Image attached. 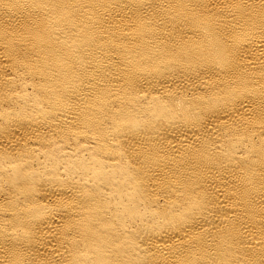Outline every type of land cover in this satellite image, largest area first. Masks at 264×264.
Segmentation results:
<instances>
[{"label": "bare ground", "instance_id": "bare-ground-1", "mask_svg": "<svg viewBox=\"0 0 264 264\" xmlns=\"http://www.w3.org/2000/svg\"><path fill=\"white\" fill-rule=\"evenodd\" d=\"M0 264H264V0H0Z\"/></svg>", "mask_w": 264, "mask_h": 264}]
</instances>
